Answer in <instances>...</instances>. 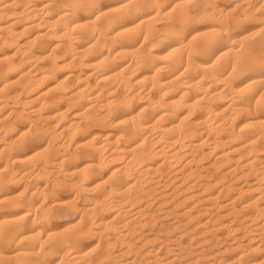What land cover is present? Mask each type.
I'll return each instance as SVG.
<instances>
[{"label": "bare ground", "instance_id": "bare-ground-1", "mask_svg": "<svg viewBox=\"0 0 264 264\" xmlns=\"http://www.w3.org/2000/svg\"><path fill=\"white\" fill-rule=\"evenodd\" d=\"M251 5L0 0V264H264Z\"/></svg>", "mask_w": 264, "mask_h": 264}, {"label": "rangeland", "instance_id": "rangeland-1", "mask_svg": "<svg viewBox=\"0 0 264 264\" xmlns=\"http://www.w3.org/2000/svg\"><path fill=\"white\" fill-rule=\"evenodd\" d=\"M219 1V3L221 4V5H224V6H226V7H228V8H232V5L233 6H235L236 5V3H238V2H240L237 6H235V7H233L234 8V11H235V13H239L240 11L239 10H241L240 8H242L243 6H246V5H248L249 7H251V8H253V6L251 5V4H255L256 3V0H244V1H241V0H227V1H229V2H226V0H218ZM249 3H248V2ZM235 2V3H234ZM247 2V3H246ZM225 3V4H224ZM242 4V5H241ZM236 10H237V12H236ZM256 10V9H255ZM257 13H259V12H257ZM256 13V14H257ZM261 21V19L260 18H258V19H255V20H251V21H247V22H245L244 23V25L247 27H251L252 25H253V23L255 24L257 21ZM257 29V28H256ZM256 29L255 30H251L250 32H251V34H253V32H254V34L253 35H250V34H248L249 35V37L250 38H255V37H257L259 34H260V31H257V33H256ZM249 32V33H250ZM25 120V121H24ZM28 120V121H27ZM22 122H24L23 124H22ZM29 122H30V120L29 119H23V120H21L20 121V126H22V127H25V126H28V124H29ZM41 139H38L37 141H38V143H40V144H43V143H45L47 140V138L45 139V137L43 136V137H40ZM44 140H46V141H44ZM69 189H67L66 190V193L64 194L65 195V197H67L68 196V194H72L73 192H72V190H69V191H71L70 193H69V191H68ZM68 191V192H67ZM73 215V217H72V215ZM75 213H69L68 215H64V217L63 216H61V217H59V218H57L56 220H55V222L56 223H62L63 221H66V220H72V219H75V218H77V214H75ZM71 215V216H70ZM66 218V219H65ZM118 249V248H117Z\"/></svg>", "mask_w": 264, "mask_h": 264}]
</instances>
